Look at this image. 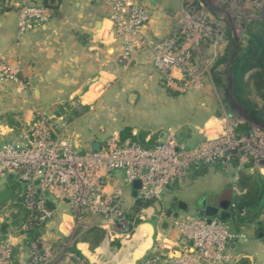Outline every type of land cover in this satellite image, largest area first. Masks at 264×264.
Wrapping results in <instances>:
<instances>
[{"label": "built area", "instance_id": "1", "mask_svg": "<svg viewBox=\"0 0 264 264\" xmlns=\"http://www.w3.org/2000/svg\"><path fill=\"white\" fill-rule=\"evenodd\" d=\"M109 2L110 28L102 39L110 37L121 44V59L126 64L145 46L142 30L150 20V12L136 0ZM10 7L17 14L16 37L24 36L48 20L39 0H0V10ZM202 11L201 3L181 0L177 26L152 46L153 67L163 84L178 94L188 93L201 83L204 68L194 61L195 46L222 40L221 27L208 22ZM20 73V65L0 59V85H21ZM219 124L224 126L221 133L207 137L215 132L209 125L204 130L206 139L190 147L178 141L176 129L170 127L162 142L148 148L112 135L96 149L81 150L65 134L67 123L63 115L37 114L22 126L14 140L0 143V189L9 176L22 184L23 206L29 211L30 222L20 230H28L32 221L39 233L28 242L27 256L20 262L12 240L21 236L7 233L0 240V264H89L80 253L71 250V237L78 232L76 239L95 227L108 242L113 238H127L133 224L125 210L134 204L131 197L134 181L140 184L137 199L159 201L194 166L217 164L229 168L235 156L242 154L241 165L252 161L260 171L264 170V141H261L264 135L260 137L249 126L239 130V123L230 125L221 119ZM250 141L256 142L251 151L244 147ZM117 172L122 173V179L113 182L112 176ZM110 181L111 189L107 191ZM59 216L70 239L43 240L41 234L45 227ZM139 218L142 223L146 220L141 215ZM86 220L91 221L87 227L76 228ZM175 225L180 246L166 248L173 264H232L231 245L246 241L244 233L232 232L217 216L209 221L206 217L186 216ZM160 258L158 253L144 255L137 264H158Z\"/></svg>", "mask_w": 264, "mask_h": 264}, {"label": "crops", "instance_id": "2", "mask_svg": "<svg viewBox=\"0 0 264 264\" xmlns=\"http://www.w3.org/2000/svg\"><path fill=\"white\" fill-rule=\"evenodd\" d=\"M136 1L149 9L150 20L142 30L144 48L134 53L126 64L121 59V44L110 37L102 39L104 32L110 28L107 19L111 8L109 0H39L48 13V20L21 37H16L15 9L0 10V59L21 67V85H0V136L11 135L5 142L14 140L20 131L5 122V115L24 125L37 114L63 115L67 123L65 134L81 150L96 149L110 136L119 137L126 128L133 135L145 132L146 139L155 138L159 143L161 132H164L161 137L164 140L167 128L173 127L176 139L187 147L204 137L201 123L207 115L200 123L193 121L189 111L191 104L186 107L188 114L185 118L174 122L169 119V113L179 112V107L173 111L174 107L169 106L172 104L171 97L162 88L161 77L152 65V46L177 26L181 0ZM167 12L174 14L169 16ZM172 74L178 76L177 71ZM214 168L202 167L197 175L217 172ZM112 177L113 182L120 181L122 173H114ZM227 180L213 189L214 195L208 200L213 207L225 191L230 190L231 196L236 193L233 181L229 183ZM117 184L120 186L119 182ZM111 185L110 181L107 191ZM182 202L187 207V202ZM170 217L157 222L161 233L155 234L151 228L149 247L132 264H137L148 254L158 253L160 262L168 258L166 248L177 241V233L171 229L174 217L172 214ZM164 223L165 226H162ZM137 234L136 231L131 240L122 246L124 249L120 248L107 264H126L131 249L142 241ZM41 235L47 242L70 239L60 224V216L48 224ZM159 237L167 244L160 245L164 248L158 246L159 250L152 252ZM248 237L247 242H253L250 234ZM12 243L17 260L23 261L27 256V245L20 237L13 239ZM247 246L250 243L247 245L244 241L239 247L235 244L231 249L233 253L250 259L245 251L249 248ZM72 247L89 264H100V258L108 252L107 245L91 249L80 240L75 241ZM164 250L165 255L162 254Z\"/></svg>", "mask_w": 264, "mask_h": 264}, {"label": "rangeland", "instance_id": "3", "mask_svg": "<svg viewBox=\"0 0 264 264\" xmlns=\"http://www.w3.org/2000/svg\"><path fill=\"white\" fill-rule=\"evenodd\" d=\"M195 1L202 4V16L205 17L206 20L211 24H216L218 27H221L222 40L214 43L209 42L205 45L197 44L195 46V55L193 57L194 61L198 65H202L204 68L201 83L197 88L188 93L178 94L170 91L163 84L162 80H160L165 93L171 97L172 104L169 106L172 108L174 107L173 111L179 107V112L173 114L169 113V119L174 122L178 118L180 120L185 118L188 114L186 107L191 104V108H189V111H191V119L200 123L203 120V116L206 114L207 119L204 117L205 121L201 123V128H203V130H207V127L212 125L211 127L215 130L213 133H207V137H214L215 135L221 133V129L224 127L219 124L221 119L230 125L239 123L247 126L246 129H248L249 126V128H253L259 136L262 137V134L264 135V101L254 94L247 95V99L256 114L250 113L245 105L236 101L232 93L229 63L232 52L245 46L247 25L253 20H260L264 18V0ZM219 57H225V61L216 64ZM214 76L220 78V85L216 84ZM16 123L18 125L14 127L16 129L20 127V130L23 125L21 123L19 124L18 121ZM9 136L11 135L0 136V143L9 140ZM204 139H206V135H204L200 141ZM261 141H264V136ZM197 143L198 142H194V145ZM254 144H256L255 141H250L245 143L244 147L251 151V149H255ZM240 155L238 154L235 156V160L230 162L231 164L229 168L222 167L217 164L203 166L204 168L207 167V169L208 166L215 167L214 169L217 170V172L209 171V173L206 171L207 173H205L204 176L197 175V171L200 170L201 167L194 166L180 182L171 186L159 201H154L151 206L147 207V209H143L140 215L143 219H148L155 223V234H157L158 232L161 233L157 222L171 218L170 216L168 217L165 215V210H173V212H176L178 216L172 220L171 229H175L178 239V227L175 223L178 221L180 222L186 216H195L199 218L204 217L202 211L199 213H195L193 211L197 201L202 198V195H204V209V207L207 206V201L214 195L213 189L215 187L219 188L225 179H228L227 181L231 183L233 178L237 176L238 171L245 170V172L250 175L264 177V170L260 171V168L252 161L241 165L239 162ZM235 192L237 193V191ZM178 201L187 202L186 211L182 212L178 209L176 205ZM7 204L8 202H6L4 206L0 207V224L6 223L9 219L8 210L6 209ZM140 215L138 216L139 221L129 227L130 234L127 238H113L108 242L103 234L102 240L98 246L104 247L107 245L108 252L105 256L100 258V264H107L111 257L115 256L119 249L123 248L122 246L131 240L139 225L142 224V221L139 218ZM259 218L260 221H264V207ZM90 223V220H86L82 225L76 226V228L81 229L82 226L87 227ZM250 224L252 226L248 224L246 227L247 230L242 228L246 236L247 245L250 243V246H247L249 248H246L245 251H247L246 253L249 254V258L254 262V264H264V229L255 225L254 222ZM77 233L78 232H75L73 234L69 241V245L74 244L75 241H79L80 235H78V238L75 239ZM247 233L250 234L253 242H247L250 239ZM258 234H260V237H258ZM165 244H167L166 241L159 237L154 242L152 247L153 250L151 251L156 252L159 250L158 246ZM174 245L180 246L178 241H176ZM130 264H132V262ZM158 264L173 263L169 258H166L163 261L161 260V262L159 261Z\"/></svg>", "mask_w": 264, "mask_h": 264}, {"label": "trees", "instance_id": "4", "mask_svg": "<svg viewBox=\"0 0 264 264\" xmlns=\"http://www.w3.org/2000/svg\"><path fill=\"white\" fill-rule=\"evenodd\" d=\"M223 61H225V57H219L216 64ZM229 71L234 98L245 105L250 113L256 114L247 99V95L254 94L264 101V18L253 20L247 25L245 46L232 52ZM214 81L217 85L221 83L220 78L217 76H214ZM4 120L9 126L14 127L18 125L8 116ZM19 128H15V130H19ZM237 128L245 130L247 126L239 124ZM119 137L120 140L128 139L130 142L145 148L158 144L155 138L146 139L145 132H138L133 135L128 128L122 130ZM3 186L11 187L14 193L8 201L6 208L9 219L6 223L0 224V240L7 233H11L21 236L22 243L27 245L32 238L38 235L39 229L31 221V227L28 230H20L23 224L30 222L29 211L23 206L22 184L12 178H6ZM233 186L237 193H234L230 198L227 208L229 216L223 222L227 224L229 230L232 232L244 233L242 228L246 229L248 224L256 222L264 207V177L250 175L245 170H241L238 171L236 179L233 181ZM153 202L149 200L142 201L140 205H129L125 210L127 219L134 225L139 221L138 216L141 214V211L151 206ZM250 213L251 216H249ZM257 224L260 228L264 229V221H258L255 225ZM102 237L103 232L92 227L83 232L79 240L86 243L92 249L100 244ZM236 244L238 247L240 246V242ZM71 250L79 254L72 246ZM232 254L234 256L232 264H254L247 257L233 252Z\"/></svg>", "mask_w": 264, "mask_h": 264}, {"label": "water", "instance_id": "5", "mask_svg": "<svg viewBox=\"0 0 264 264\" xmlns=\"http://www.w3.org/2000/svg\"><path fill=\"white\" fill-rule=\"evenodd\" d=\"M46 13H47V11H46ZM167 14L169 16H172L174 13L167 12ZM163 135H164V132H161L159 142H162L163 139H161V137ZM8 178H11V176H9ZM139 186H140V184L138 181H134L131 185V188H132L131 197L134 199L135 205L141 204V201L136 198V190L139 188ZM13 193H14V191L11 187H2L0 189V207L11 199ZM230 198H231V191L230 190L225 191L221 195V197L218 199L217 204H216L217 206L216 207H209L208 209H211V212H207V211L205 212V214L207 216L206 220L209 221L210 218L213 216H217L222 221L225 220L229 216L227 208L229 206ZM177 207L182 212H184L186 210V205L181 201L177 202ZM171 214L174 218L178 216L176 212L172 213V211L169 209L165 211L166 216L169 217ZM144 223L149 224L151 226V228L153 229V231H155V223L153 221L146 219V220H144ZM165 224L166 223H164L162 226H165ZM232 246H233V244L231 245V247ZM165 253H166L165 250L162 251V254L165 255Z\"/></svg>", "mask_w": 264, "mask_h": 264}, {"label": "bare ground", "instance_id": "6", "mask_svg": "<svg viewBox=\"0 0 264 264\" xmlns=\"http://www.w3.org/2000/svg\"><path fill=\"white\" fill-rule=\"evenodd\" d=\"M151 232H152L151 227L149 225H147L146 223L139 226V228L137 230V233H138L137 237H142V241H140L139 244H136L131 249L130 253L128 252L129 253L128 258H127L128 261L126 262V264H130L131 262H133L134 260L139 258L140 255H142V253L145 251V249H147V247H149L150 242H151L150 241Z\"/></svg>", "mask_w": 264, "mask_h": 264}, {"label": "flooded vegetation", "instance_id": "7", "mask_svg": "<svg viewBox=\"0 0 264 264\" xmlns=\"http://www.w3.org/2000/svg\"><path fill=\"white\" fill-rule=\"evenodd\" d=\"M205 200L207 201L206 198H205ZM208 202H209V201H207V206L204 207V209H203L204 199H203V197L200 198V199L197 201V203H196V205H195L193 211H194L195 213H199L200 211H202L203 216H204V217H207L206 214H205V212H206V211H207V212H211V209H208V208H209V207H213V205L210 204V203H208ZM176 205H177V203H176ZM186 209H187V208H186Z\"/></svg>", "mask_w": 264, "mask_h": 264}]
</instances>
